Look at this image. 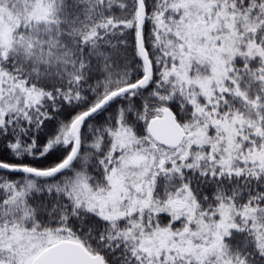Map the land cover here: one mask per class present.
Wrapping results in <instances>:
<instances>
[{
  "label": "snow or ice",
  "instance_id": "snow-or-ice-1",
  "mask_svg": "<svg viewBox=\"0 0 264 264\" xmlns=\"http://www.w3.org/2000/svg\"><path fill=\"white\" fill-rule=\"evenodd\" d=\"M0 264H264V0H0Z\"/></svg>",
  "mask_w": 264,
  "mask_h": 264
}]
</instances>
